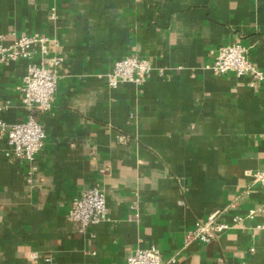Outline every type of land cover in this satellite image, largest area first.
Segmentation results:
<instances>
[{
  "label": "crops",
  "instance_id": "crops-1",
  "mask_svg": "<svg viewBox=\"0 0 264 264\" xmlns=\"http://www.w3.org/2000/svg\"><path fill=\"white\" fill-rule=\"evenodd\" d=\"M12 31L58 39L63 62L53 107L36 111L46 139L35 160L10 159L0 139V264H127L153 244L164 264H264V185L250 175L264 166V82L206 67L240 40L264 70V0H0L4 44ZM130 55L151 73L110 87L107 72ZM26 69L0 61L9 124L29 114ZM93 186L109 217L83 232L68 212ZM218 210L246 219L186 243Z\"/></svg>",
  "mask_w": 264,
  "mask_h": 264
},
{
  "label": "built area",
  "instance_id": "built-area-1",
  "mask_svg": "<svg viewBox=\"0 0 264 264\" xmlns=\"http://www.w3.org/2000/svg\"><path fill=\"white\" fill-rule=\"evenodd\" d=\"M52 12L51 19L55 18ZM14 40L4 44L5 34L0 32V61L8 62L19 59L27 60V69L20 86L22 101L28 108L26 120L9 124L0 119V139H5L7 147L5 154L12 160H25L30 164L41 152L45 145L46 132L39 120L38 113L49 111L55 102L58 88V71L62 66L63 56L51 54V45L59 47V40L42 33L28 34L26 32H11ZM206 67L215 74L233 72L239 76L250 75L251 85L264 82V70L250 57L249 48L240 40L219 48L214 60ZM152 63L147 58L130 55L114 62L107 72L110 87H117L123 82L141 85L151 73ZM38 111V113H36ZM28 181L32 182L31 171ZM254 183L264 185V166L257 170H250ZM109 217V206L105 192L98 186L85 190L74 198L68 212V219L78 225L81 231H86L100 221ZM254 217V211L249 212L248 218ZM246 218L234 216L232 220L224 219L221 211H216L204 220H198L195 226L185 235L186 243L199 241L209 243L225 230L234 225L243 224ZM264 228V223L258 224ZM38 257L37 252L32 253ZM45 261L56 264L53 258L47 256ZM172 262L176 259L172 258ZM127 264H164L162 252L155 244L145 248H137L127 258Z\"/></svg>",
  "mask_w": 264,
  "mask_h": 264
}]
</instances>
